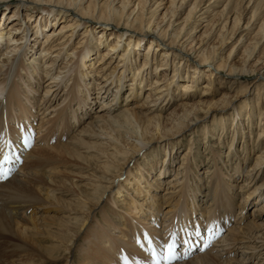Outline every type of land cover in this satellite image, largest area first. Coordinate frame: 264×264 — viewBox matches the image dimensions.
<instances>
[{
  "label": "bare ground",
  "instance_id": "6f19581e",
  "mask_svg": "<svg viewBox=\"0 0 264 264\" xmlns=\"http://www.w3.org/2000/svg\"><path fill=\"white\" fill-rule=\"evenodd\" d=\"M214 1L203 7L195 0L179 19L186 0H170L166 9L161 8L162 0H0V6L5 7L2 17L8 11V16L0 19V157L7 152L8 162L15 168L11 177L0 183V264H69L72 258L76 264H123L127 258L152 264L145 235L158 251L175 236L178 259L173 264L212 260L245 264L255 256L264 257V201L259 206L264 179L257 184L264 168V111L258 125L263 128L255 144L251 140L254 109H264V53H258L264 46V17L256 19L252 11L243 28H238L241 18L235 14L231 23L234 33L256 32L247 40L245 33L238 37L237 42L247 43L238 60L234 61L237 47L233 46L219 62L217 54L222 56L235 34L224 37L231 17L226 10L228 2L221 12L227 13L225 22L218 24L209 15L216 6ZM250 2L247 0L244 10ZM7 3L14 6L9 8ZM159 8L165 12L156 21ZM37 12L41 27L53 22L50 30L37 29L38 20L34 19V26L29 25ZM201 22L205 23L201 27L204 32L195 38ZM77 28L82 37L76 43ZM214 32L218 35L216 44L209 42ZM143 43L146 48L141 54L138 49ZM154 51H161L160 56ZM149 74L153 79L145 92ZM201 74H205V82L199 92ZM91 76L103 77L102 82L93 81ZM174 82L180 84V102L176 109L164 113L166 108L162 111V107L177 91L169 87ZM238 82L241 88L236 94L232 87ZM217 84L229 85L219 92ZM249 90L253 96L247 109L242 101ZM95 101L100 103L90 114ZM239 105L244 108L232 116L228 131L232 133L228 152L236 161L233 173L238 177L241 170L235 151L239 130L243 161L249 160V149L263 147L240 182L229 174V159L223 162L221 152L212 146L206 171L196 170L194 164L187 175L183 174L184 183L179 187L178 169L195 161L188 159L195 133L178 160L181 165L174 167L175 175L164 182L162 196H166L154 193L163 187L156 178L167 175L165 166L151 177L138 171L139 177L130 181L129 170L134 164L150 154H162L163 164L169 160L171 166L173 158L166 155L172 154L177 137L182 138L191 127L193 130L207 115L235 111ZM242 112L248 113L243 119L246 128L239 122ZM31 115L37 119V127ZM88 117L94 120L86 122ZM65 132L71 136L60 142ZM203 133H207L206 125ZM24 137L29 138L30 147L24 145ZM5 141L11 144L10 149ZM165 146L172 150L158 149ZM82 150L88 155H82ZM49 152L73 162L62 166L46 162L43 154ZM93 158L100 164L89 162ZM86 169L91 171L87 176ZM196 171L200 175L211 171L207 187ZM122 183L129 187L123 189L124 194L118 192ZM254 195L255 201L247 205L254 206L252 219L239 226L237 221L245 218V202ZM229 223L234 225L227 230ZM220 224L227 231L223 236H219ZM198 242L201 250L185 256ZM227 254L234 257L222 259Z\"/></svg>",
  "mask_w": 264,
  "mask_h": 264
},
{
  "label": "rangeland",
  "instance_id": "374dc122",
  "mask_svg": "<svg viewBox=\"0 0 264 264\" xmlns=\"http://www.w3.org/2000/svg\"><path fill=\"white\" fill-rule=\"evenodd\" d=\"M168 1L170 2V0H162V2H161V8L163 7V8H167L168 7ZM195 0H186V3H185V6L183 7V10L181 11V12H179V14H178V18L179 19H181L185 14H186V12H187V10H188V7H189V5L190 4H192L193 2H194ZM198 2H199V5H201V6H205V5H207L208 3H209V0H198ZM201 2V3H200ZM228 2V4H227V7H226V10H227V12H228V14H230V20L229 21H227L226 22V24H225V36L224 37H230L234 32H233V28L231 27V23H232V19H233V17H234V15L235 14H238V15H240L239 17L241 18L240 19V21H239V23H238V28H240V27H242L243 28V26L246 24V22L248 21V19H249V16H250V14L252 13V11H255V14H256V19H258V18H261L262 19V17H264V5H262L261 4V2H262V0L261 1H259V0H251V2H250V4H249V6L244 10L243 8L246 6V3H247V0H244V2L242 1V0H215L214 2H212L213 3V5L214 4H216V6L215 7H213L212 8V12H210L209 13V15L210 16H212L214 19H215V22H217L218 24H222L223 23V21L225 22V18H226V15H227V13L225 14V12L222 14L221 12H222V9H223V7L226 5V3ZM263 2H264V0H263ZM7 6L9 7V8H12L13 6H14V3H7ZM165 6V7H164ZM131 8V7H130ZM161 8H159V10H158V12L155 14V19H156V21H158V20H160L161 19V17H162V15L164 14V12H165V9H161ZM4 9H5V7H4V5H2V6H0V19L1 18H3L4 17V15L6 14L7 15V13H8V11L6 12V13H4V15H3V17H2V13H3V11H4ZM244 12V13H243ZM221 13V14H220ZM242 13V14H241ZM38 14V12L37 13H35L34 14V16H35V18H34V16L32 17V20L31 21H29V25H32V26H34V23L35 22H33V19L34 20H38V22H37V24H36V28L37 29H39V28H41L42 30H44L45 28L47 29V31L48 30H50V27H52V24H53V22L52 23H49V25H47V27H41V25H40V23H39V18H40V16H38L37 15ZM213 14V15H212ZM225 14V15H224ZM8 16V15H7ZM51 19H53V18H51ZM52 21V20H51ZM166 21H167V19H166ZM259 22V21H258ZM257 23V22H256ZM58 24L59 23H57L56 24V27L58 26ZM6 25H7V22H6ZM200 25V26H199ZM199 25H198V28H197V32L196 33H194L193 34V36L195 37V38H197V36H200L203 32H204V28H201L203 25H205V23H199ZM257 25V24H256ZM256 25H254V27H256ZM221 26V25H220ZM55 27V28H56ZM8 28V27H7ZM219 28V27H218ZM58 30V29H57ZM81 30V29H80ZM80 30H78V28H77V34H76V37H75V39H74V41L77 43L79 40H80V38L82 37L81 36V31ZM76 32V31H75ZM239 31L237 30V31H235V35H233L232 36V39H231V41H230V43H227V46L224 48V50H222V56H220V55H218L217 54V57L219 58L218 59V61L220 62V61H224V58H225V56L228 54V52L233 48V46H235V48L237 47V53L234 55V58H235V60L234 61H236V60H238L241 56H242V54H243V49H244V47L247 45V43H245L246 42V40L248 39V38H252L253 36H254V34H255V30L253 31V33H249V32H241V33H239V34H237ZM249 34L248 36L247 35H245V34ZM240 35H245V37H246V40L245 41H243V42H237L238 41V37L240 36ZM218 35H216L215 34V32H214V35H212L211 36V38H210V41L209 42H212V43H214V44H216V37H217ZM72 40H73V38H72ZM71 40V41H72ZM188 42H189V45L191 44V42L192 41H190V40H188ZM208 42V43H209ZM75 44V43H74ZM242 44H244L243 46H242ZM219 45L217 44L216 45V51L217 52H219V48H218V50H217V47H218ZM146 48V44H144L143 43V45H141V47H139V53H143L144 54V49ZM73 49V48H72ZM71 48H70V50H72ZM260 50L258 51V53H264V46H262V47H260L259 48ZM137 50V51H138ZM2 50H0V52H1ZM96 52V51H95ZM155 52V51H154ZM160 52L161 51H156L155 53H157L159 56H160ZM98 53V52H97ZM98 55V54H97ZM142 56V55H141ZM132 58V57H131ZM160 58V57H159ZM98 59V56H96L95 57V61ZM25 60H26V58H25ZM133 61H135V59L133 58ZM140 61V60H139ZM157 64H159L160 63V61H161V58L160 59H158L157 58ZM219 62H218V64H219ZM98 64V63H97ZM139 65V64H138ZM98 66H100V65H98ZM214 68H216V64H214ZM94 71H97V68H95L94 69ZM149 71H151V73H152V71H153V69H152V66H150L149 67ZM184 72H187L188 71V73H189V75L191 74L190 73V70L189 69H184L183 70ZM212 73H216L214 70L212 71ZM169 74H170V71H169ZM103 75V74H102ZM158 75V74H157ZM205 74H201L200 75V78H199V80H198V82H197V84H198V91L200 92L201 91V89H203V84H204V82H205ZM157 77H161V74L160 75H158ZM183 77H184V74H183ZM89 78H91L93 81H101L102 80V78L103 77H99V78H97V77H89ZM95 78H97V79H95ZM146 78H147V80L148 81H146L145 82V84H144V89L143 90H145V92H146V88L149 86V83H150V80H152L153 79V75L151 74H149V75H147L146 76ZM101 79V80H100ZM84 81H86V80H84ZM88 82L89 81H86V83H87V85H88ZM102 82V81H101ZM240 82H238L237 84H235V85H233V87L232 88H234L235 87V91H234V93H238L239 92V90H240V88H241V85L239 84ZM41 84H42V81H41ZM41 84L39 85V86H41ZM242 84V83H241ZM69 85V83L67 84V86ZM229 84H221V85H219V84H217L216 86H215V89L217 90V91H219V92H222V89H224L225 87H227ZM173 86V88L175 87L176 89H177V91L175 92V94L173 95L174 97L172 98V101H170L168 104H167V106H163L162 105V103H161V105H159V107H162V111H163V109L164 108H166V109H164V113H167V112H170V111H172V110H174V109H176V107H177V105H178V102H180V101H178L177 99H179L180 97H177V93H181L180 91H178V89H179V87H180V84L179 83H176V82H174V83H172L169 87H172ZM34 88V87H33ZM80 88V87H79ZM39 89H42V86L41 87H39L38 88V94L40 93H42V90H39ZM113 91H114V89H113ZM193 92H194V88H193V90H192ZM252 93H253V91H248V92H246V94L244 95L245 97H244V99H243V101L242 102H245V104H246V107H247V109H248V105H249V103L251 102V99H252ZM39 94V95H40ZM94 94V92H91V96ZM112 94H113V92H112ZM239 94V93H238ZM180 96V95H179ZM204 96H206V95H204ZM106 100V99H105ZM102 101V100H101ZM100 103V102H99ZM99 103H97L96 101L94 102V103H92L91 105H92V107H93V109H92V111H90V114L91 113H94V112H96L95 110H97V106L99 105ZM242 104V103H241ZM244 104V103H243ZM239 107V109H236L235 111H227L226 112V110H224V112L222 113V112H218L217 113V111L215 112V114H217L215 117H210L209 115H207L206 117H205V119L204 120H201L200 119V121H199V123H198V125L197 126H195L194 127V129L192 130V127H191V129L189 130V129H187V131H185L184 133H183V137L182 138H180V137H177L176 139H178V141H176L175 143H174V149H173V152H172V154L173 153H175V154H173V156H172V154L171 155H169L168 154V152H167V157L169 158V156H170V158L172 157L173 158V163L171 164V166L170 165H168V162H169V160H167V162H164V164H163V159L165 158L162 154L161 155H154V154H150L149 156H147V157H145L144 159H142L141 161H140V163H138V164H134L132 167H131V169L129 170L130 172H131V175L129 176L128 175V177H129V179H130V181L131 180H135L136 178H138L139 176L138 175H136L137 174V172L139 171V172H141V174L142 175H144V174H148L150 177L151 176H155L156 174H157V172L159 171V169L162 167V166H165V168L167 167V170H169V171H167V175H165V176H163V175H161V177L159 176L158 178H156L157 179V181H159V182H161V184H159V185H161V189H159V191H156V192H154V193H156V195H159L160 196V198H163L164 196H166V195H164V196H162L163 194H162V192H163V189H164V182L166 183V181L172 176L173 177V175H175V173H173L174 172V170L176 169V168H174L175 166H179V165H181V163L179 162L180 161V159L182 158V156H183V154L185 153V151L188 149V147H189V145H190V142H189V139H191V136L192 135H194V133L196 134V135H194L195 136V139H194V142H193V148H192V151H191V157H189L188 159L190 160V161H193V159L195 160V161H193V162H189V161H187L186 163H183L181 166H180V168L178 169L179 170V175H180V177H181V180H180V182H179V187H182L183 186V183H184V177H183V174H186L187 175V173L192 169V167L194 166V164H196L195 166H196V170H203V171H206V169H207V162L208 161H210V159L212 158L211 157V152H210V150H211V147L212 146H216L215 147V149H216V152L218 151V152H221V160L223 161V162H225L226 163V159L228 160V163H227V167L229 168V174H231V175H233V178H235L236 180H238V182H240L242 179H244V174L246 173V171L249 169V167H250V165H252L253 163H254V156H255V154H257L258 152H260L261 150H262V148L263 147H261L262 145L264 146V139L262 140V145L260 146L259 145V148L256 150V148L255 149H251V151H250V149H249V160H245V161H243V159H244V154H243V152H242V141H241V139H240V137H241V132H242V130L240 131L239 130V128H237L236 130H239L238 131V133H236V135H238L239 136V139L236 141V144H235V151H236V153L239 155V159L241 160V170L239 171V173H238V177H237V174L236 173H233V168H234V165H235V163H236V161H235V157L234 156H232V154L230 153V152H228V143H229V141H230V134H232L231 132H229L228 133V131H229V129L231 128V121L233 120V117L232 116H234L235 114H236V112L237 113H240L242 110H241V108H244V107H242V105H239L238 106ZM263 107L262 106H259V108L257 109V111H255V109H254V112H255V116L253 117V127H252V130H253V133H252V135H251V140H252V142L254 143V142H256V140H257V135H258V132H260V129H262L263 127H261V125L260 126H258L259 125V119H261V117L259 118V116H260V114H261V112H263L264 111V109H262ZM95 109V110H94ZM224 109V108H223ZM243 110H246V109H243ZM79 112V111H78ZM116 112H118V111H116ZM152 114H155V113H152ZM203 114V113H202ZM32 116V115H31ZM199 116H201V113L199 114ZM247 116H248V113H246V112H242L241 113V115H240V117H241V120L239 121V122H242L244 125H245V128H246V122L243 120L244 118L246 119L247 118ZM33 117V116H32ZM231 118V119H230ZM33 119H34V123H35V127H37V119L35 118V117H33ZM227 119H229L227 122H225V124L224 123H221V124H218L219 122H223L224 120H227ZM1 120V119H0ZM86 120V119H85ZM94 120V118H92V117H88L87 118V121L86 122H92ZM2 121V120H1ZM0 121V122H1ZM210 123H212L213 124V127L211 128L210 127ZM86 124V123H85ZM207 126V133H203V128H204V126ZM77 127V126H76ZM35 129H37V128H35ZM76 129V128H75ZM249 128L247 127V129H245V130H248ZM66 134V135H65ZM71 136V133L69 134V133H64V135L63 136H61V138H59V141L61 142V141H64V140H67L68 138L67 137H70ZM220 138H222L221 139V143H223L222 144V146H220L219 144H218V140H220ZM62 139V140H61ZM175 139V140H176ZM181 139V140H180ZM251 140H249V143L251 142ZM93 140H89V142H92ZM170 141H172V139L170 140ZM173 142V141H172ZM255 144V143H254ZM154 145H152V147H153ZM243 146H244V143H243ZM168 146H165V147H163V148H158V149H161V151L162 150H164V149H166ZM168 149L171 151L172 149H171V147H168ZM169 151V152H170ZM82 152H83V154L82 155H88V154H86L85 153V151L84 150H82ZM228 155V156H227ZM39 156H40V154H39ZM225 157V158H224ZM40 158H41V156H40ZM167 158V159H168ZM188 159H186V160H188ZM42 160V159H41ZM43 160L44 161H52V163H57L58 164V166H62V164H66L67 162L69 163H71V162H73L72 160L70 161V159H68V158H65L64 156H61L60 154L58 155V154H54V153H51V152H49V153H45V154H43ZM42 160V162H44ZM74 160V159H73ZM172 160V159H171ZM179 160V161H178ZM214 160H216V158L214 159ZM76 161V160H75ZM93 161H95L96 163H97V165H99L100 164V162H98V161H96V159L95 158H93V159H90V161L89 162H93ZM220 162V161H219ZM217 165H218V167H220V168H222L223 166H221V164L219 163H217ZM90 167H92V168H94L93 166H91L90 165ZM89 167V168H90ZM198 168V169H197ZM44 170H47V168H45ZM61 170H63L64 171V169H61ZM208 170H210L209 168H208ZM77 171V173L78 174H81V172H80V170H76ZM212 171V170H211ZM210 171V172H211ZM224 171V170H223ZM263 172V176L261 177V179H259L258 181H257V184H259L263 179H264V168H263V170H262ZM83 172H84V174L87 176L91 171H88L87 169L86 170H83ZM209 172V173H210ZM104 173V172H103ZM209 173H205L204 175H200V174H198L197 173V171L195 172V175H196V177L199 179H202V184L204 185V187L207 185V182L208 181H210V178H211V175L209 174ZM109 176V175H108ZM163 176V177H162ZM127 177V178H128ZM150 177H144V179H147V180H150L151 178ZM143 179V180H144ZM195 180H197V179H195ZM84 182H86V181H81V183H84ZM104 182H105V180H104ZM242 183V182H241ZM124 186L123 187H121L120 185L118 186V192L119 193H121V194H124V188H126L127 187V189L129 188L128 186H127V184H124V183H122ZM199 184V183H198ZM199 185H201V184H199ZM253 185V183H251L250 184V186H252ZM159 187V186H158ZM166 187V186H165ZM207 187V186H206ZM202 191H204L203 192V194L206 192V190L205 189H201ZM252 189H250L249 191H251ZM256 196L257 195H254V196H250L249 198H248V200L245 202V205H244V209H243V215H245V218L242 220V221H240V220H238L237 221V224L240 226V224L241 225H245L246 223H247V221L248 220H250V219H252L251 217H250V214L252 213V208L254 207L253 205H251V206H249V207H247V205L248 204H250V203H252V202H254L255 201V198H256ZM103 197H105V194H103ZM201 197H202V195H201ZM118 199H119V197H118ZM254 199V200H253ZM252 201V202H251ZM264 201V195L263 196H261L260 197V199H259V206H260V204H262V202ZM3 203H5V202H3ZM226 203H229V202H226ZM184 204V202L182 203V205ZM234 208H235V213H239L238 211H237V209H238V204H235L234 205ZM30 211H28L27 213H29ZM235 213L233 214L234 216H235ZM50 213L48 212V215H49ZM96 218H98V217H95V219ZM97 220V219H96ZM235 220V219H234ZM233 220V221H234ZM258 222H260V220H258ZM230 224V223H229ZM232 224V223H231ZM228 225V227H226V229L228 230L229 228H231V226L232 225H234V223L232 224V225ZM260 224V223H259ZM129 226H131V225H129ZM220 226H221V228H220V230H219V234H221V235H219V236H223V235H225V233L227 232V231H225L224 230V228L222 227V225L220 224ZM82 240V239H81ZM3 246V245H2ZM198 246V245H197ZM2 248V247H1ZM199 248H200V246L199 247H197V248H195V251L196 250H199ZM231 252H233L234 253V251H232L231 250ZM72 253H73V251H72ZM75 254H77V253H75ZM232 254V253H231ZM229 255V254H227V255H225V256H223L222 257V259H230V258H232V257H234L233 255ZM229 256V257H228ZM263 258V259H262ZM75 258H72V260L71 261H69L70 263L69 264H76V262H75V260H74ZM118 259V258H117ZM126 262H130V263H132V264H140L139 262H134V260H132L131 258L130 259H126L125 260ZM61 261H59V262H57V264H62V263H60ZM73 262V263H72ZM126 262H124L123 264H126ZM256 262V263H255ZM197 264H220V263H217V262H215V261H206V262H204V263H197ZM245 264H264V257H263V255L261 256V259L260 258H256V256L255 257H253V258H251L249 261H247Z\"/></svg>",
  "mask_w": 264,
  "mask_h": 264
},
{
  "label": "snow or ice",
  "instance_id": "6c2138e0",
  "mask_svg": "<svg viewBox=\"0 0 264 264\" xmlns=\"http://www.w3.org/2000/svg\"><path fill=\"white\" fill-rule=\"evenodd\" d=\"M24 145L26 147H30V141L28 137H24ZM5 146L9 149L11 148V144L7 141H5ZM8 160H9V156L7 152H5L4 161L8 162ZM10 171L11 169H4L3 167H0V175H2L4 178H7ZM196 235L197 236L200 235L199 230H197ZM144 239L148 241V248L150 249L152 254V264H173V262L178 259L175 253L176 243H175L174 235L172 240L168 242L166 246H162L163 251H158L157 248L154 246L153 241L149 239L147 235L144 236ZM207 246L208 245L205 244V247Z\"/></svg>",
  "mask_w": 264,
  "mask_h": 264
}]
</instances>
